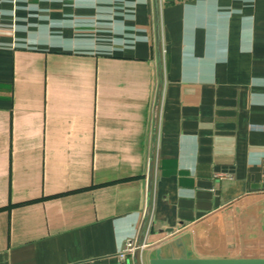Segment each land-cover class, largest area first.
I'll list each match as a JSON object with an SVG mask.
<instances>
[{"label":"crops","instance_id":"0c3cea01","mask_svg":"<svg viewBox=\"0 0 264 264\" xmlns=\"http://www.w3.org/2000/svg\"><path fill=\"white\" fill-rule=\"evenodd\" d=\"M242 199L192 255L264 257V0H0V264H148Z\"/></svg>","mask_w":264,"mask_h":264},{"label":"rangeland","instance_id":"374dc122","mask_svg":"<svg viewBox=\"0 0 264 264\" xmlns=\"http://www.w3.org/2000/svg\"><path fill=\"white\" fill-rule=\"evenodd\" d=\"M253 204L254 203L252 199H242L234 206H230L229 208L225 209V211L214 213L208 218L203 219L202 221L195 223L194 225L182 227L174 231L169 239L172 241L181 239L184 240L187 245H189V243H192L195 254L197 256H202V254L205 255L204 253H201L200 249L205 250V247H208L210 243V239L214 236L217 237L218 232L223 236L226 235L224 238H226L225 241H227V245H229L228 247H237L238 244H242L243 241L244 234L240 231L242 220H244V218H246L247 216H252V214L250 213ZM215 228H219V230ZM212 239L216 241V239ZM214 248L217 247L214 246ZM222 254L224 256L226 255L232 258H238L242 256L248 257L254 255L252 252L245 253L243 252V250L239 252H237V250L234 252H230L229 250H227ZM215 255L219 254H210V256Z\"/></svg>","mask_w":264,"mask_h":264},{"label":"water","instance_id":"95a60500","mask_svg":"<svg viewBox=\"0 0 264 264\" xmlns=\"http://www.w3.org/2000/svg\"><path fill=\"white\" fill-rule=\"evenodd\" d=\"M186 245L181 239L164 243L149 255L148 264H264V257L198 258Z\"/></svg>","mask_w":264,"mask_h":264},{"label":"built area","instance_id":"2783aa9c","mask_svg":"<svg viewBox=\"0 0 264 264\" xmlns=\"http://www.w3.org/2000/svg\"><path fill=\"white\" fill-rule=\"evenodd\" d=\"M143 249L144 245H138L135 238L127 239L117 253L119 264H127L128 258H132L136 253H140Z\"/></svg>","mask_w":264,"mask_h":264}]
</instances>
